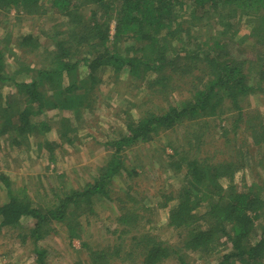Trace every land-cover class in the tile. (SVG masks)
Here are the masks:
<instances>
[{
    "label": "trees",
    "instance_id": "16d2710c",
    "mask_svg": "<svg viewBox=\"0 0 264 264\" xmlns=\"http://www.w3.org/2000/svg\"><path fill=\"white\" fill-rule=\"evenodd\" d=\"M48 2L70 26L65 37L55 39L56 53L50 65H43L30 80L17 83L15 77L7 75L5 51L0 47V82L15 81L25 102L18 112L19 122L13 130L15 137L11 145L49 130L48 124L37 121L36 117L45 110L61 107L57 102L62 101L63 107L71 112L89 108L88 99L92 98L102 70L142 76L145 83L165 96L167 103L185 86H190L191 97L181 102L173 98V104L162 113L148 111L138 120L127 123L126 133L106 144L111 154L105 167L82 189L63 194L50 206L35 207L25 188L13 189L7 175H0L8 197L0 205V229L20 231L22 221L31 219L33 224L27 228L22 241L27 236L33 241L37 264H45L47 251L39 243L54 232V223L64 225L70 242L81 239L80 218L94 212L96 197L111 199L114 178L129 173L124 162L125 149L149 142L187 120L213 122L211 127L223 131L222 137L227 138L229 130L222 122L230 121L228 112L235 110L239 120L245 119L247 114L240 105L241 98L249 93H264V0H0V10H15L18 15L29 17L44 15ZM87 6L90 8L88 21L82 12ZM189 13L194 26L199 21L212 20V16L216 18L221 30L219 37L210 42L208 38L195 37L193 28L185 26L184 18ZM241 31L247 33L242 36ZM231 41L242 46H259V49L256 54L241 59L228 51ZM85 45L93 51L88 49L82 57H76L79 48ZM21 47L35 50L37 45L28 35ZM82 66L86 67L87 75L80 79L78 71ZM51 99L54 102L49 101ZM226 101L230 102L229 109L225 107ZM8 108L10 105L7 106L6 128L14 115V112L8 114ZM222 116L223 120H219ZM246 130L251 142L264 148V122ZM62 136L68 135L62 133ZM194 138H198L197 135ZM65 140L72 144L75 139L64 138L63 142ZM45 147L50 152L49 161L56 160L55 147L49 143ZM239 156L240 164L227 160L211 163L210 159L190 156V152L182 150L180 163L186 165L185 178L192 188L186 189L182 199L168 197L163 206L169 210L168 226L189 233L184 249L213 253L231 244L232 253L220 264L233 258L239 259L241 264H264V236L257 241L251 237L256 217L264 209V199L254 192L253 186L246 189L235 185V175L247 160L246 153L240 151ZM205 180L213 184V193L203 188L197 190ZM221 180L227 185L223 186ZM209 196L212 199H207ZM172 201H176L175 204H170ZM205 202L208 210L197 215L196 210ZM121 209L118 223L122 228L113 231L121 242L98 249L80 241L88 255L83 264L116 261L119 264H163L174 255L184 264L186 256L183 258L176 247L159 240L152 227L145 226L141 233L124 241L125 235L137 230L142 217L136 209ZM127 245L133 247L126 250Z\"/></svg>",
    "mask_w": 264,
    "mask_h": 264
},
{
    "label": "rangeland",
    "instance_id": "374dc122",
    "mask_svg": "<svg viewBox=\"0 0 264 264\" xmlns=\"http://www.w3.org/2000/svg\"><path fill=\"white\" fill-rule=\"evenodd\" d=\"M45 7L46 14L31 17L18 15L15 10H0V47L5 51L7 75L15 77L17 83L30 80L43 65H50L56 53L55 39L65 37L70 28L66 25L67 20L54 12L49 2ZM89 10L87 6L82 11L87 21L90 20ZM191 20L189 13L184 18L185 26L193 28V35L199 40L208 38L210 42L219 37L221 30L213 16L212 20L199 21L196 26L192 24L195 21ZM242 25L244 28L245 23ZM113 27L114 22L111 23L112 34ZM239 33L243 36L247 32ZM28 35L32 36L37 45L35 50L21 47L24 37ZM227 48L243 59L256 54L259 46H242V43L239 45L236 41H231ZM79 49L80 53L76 57H82L83 52L86 53L88 49L92 50L86 45ZM86 71V67L82 66L78 77H86ZM98 80L92 98L88 99L89 108L71 112L69 108L63 107L62 101L57 102L61 107L45 110L36 117L37 121L46 122L49 130L35 133L27 141L19 140L14 145L10 141L15 137L13 130L19 122L18 112L25 106L24 95L15 81L0 82V175H7L13 189L25 188L35 207L50 206L63 194L82 189L90 183L110 157V147L106 144L121 138L131 120H138L148 111L162 113L170 103L185 101L191 97L190 86H185L183 91L173 94L174 101L172 98L167 103L165 96L157 93V88H151L142 76L127 71L116 74L110 69L102 70ZM49 101L54 102V99ZM8 105V114L14 112V115L12 123L6 128ZM240 105L247 114L245 119L239 120L237 111L229 110L227 116L230 121L222 122L229 130L227 138L222 137L223 131L211 127L213 122L196 123L195 120H187L149 142L125 149L124 162L129 173L125 172L114 178L111 199L96 197L94 212L80 218L81 239L70 242L64 225L54 223V232L39 243L47 251L45 264H83L88 260V255L81 248L80 241L88 242L90 247L98 249L121 242L117 238L118 234H113V231L122 228L118 223L123 210L121 208L136 209L142 217L138 222L139 229L125 235L124 241L135 233H141L145 226L152 227L159 240L165 245L176 247L183 258L186 256L184 264L223 262L225 256L232 253L231 244L213 253L184 249L189 233L184 229H172L168 226L169 210L163 205L168 197L182 199L186 189L192 188L185 178L186 165L180 163L182 150L190 152V156L210 159L211 163L227 160L240 164V151L246 153L247 160L235 175V185L239 188L245 186L246 189L253 186L254 192L260 193L264 199V148L254 145L246 130L260 121L264 122V93H249L241 98ZM229 106L230 102L226 101L225 107L229 109ZM219 118L223 120L224 116ZM62 133L68 136L63 137ZM194 135L198 138H194ZM64 138L75 140L71 144L66 140L63 142ZM48 143L56 149V160L48 159L50 152L45 147ZM220 182L223 186L227 185L223 180ZM212 185L205 180L197 190L203 188L213 193ZM211 197L207 199H212ZM7 200V190L0 179V205ZM207 210L205 202L196 210V214L201 215ZM258 215L251 234L253 241L264 236V209ZM32 224L33 221L27 218L22 221L23 228L20 231L0 229V264H37L33 255V241L29 236L22 241V236L28 233L27 228ZM132 247L133 245H127L126 250ZM113 264L119 263L116 261ZM163 264L181 262L174 255ZM225 264L241 262L233 258Z\"/></svg>",
    "mask_w": 264,
    "mask_h": 264
}]
</instances>
